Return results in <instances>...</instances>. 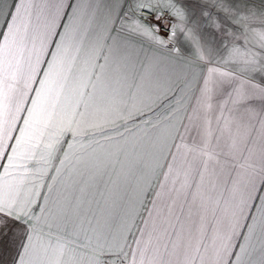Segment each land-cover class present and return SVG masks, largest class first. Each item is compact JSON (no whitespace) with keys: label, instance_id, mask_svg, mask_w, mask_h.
<instances>
[{"label":"snow or ice","instance_id":"obj_1","mask_svg":"<svg viewBox=\"0 0 264 264\" xmlns=\"http://www.w3.org/2000/svg\"><path fill=\"white\" fill-rule=\"evenodd\" d=\"M0 264H264V7L0 0Z\"/></svg>","mask_w":264,"mask_h":264},{"label":"rangeland","instance_id":"obj_2","mask_svg":"<svg viewBox=\"0 0 264 264\" xmlns=\"http://www.w3.org/2000/svg\"><path fill=\"white\" fill-rule=\"evenodd\" d=\"M252 5H255L257 7H264V0H247ZM149 19H153V17H149Z\"/></svg>","mask_w":264,"mask_h":264},{"label":"crops","instance_id":"obj_3","mask_svg":"<svg viewBox=\"0 0 264 264\" xmlns=\"http://www.w3.org/2000/svg\"><path fill=\"white\" fill-rule=\"evenodd\" d=\"M249 3V2H248ZM250 4V3H249ZM151 20V19H150ZM162 31H164V29L162 28Z\"/></svg>","mask_w":264,"mask_h":264}]
</instances>
